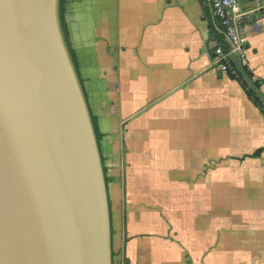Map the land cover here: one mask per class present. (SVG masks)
Returning <instances> with one entry per match:
<instances>
[{"label":"crops","instance_id":"0c3cea01","mask_svg":"<svg viewBox=\"0 0 264 264\" xmlns=\"http://www.w3.org/2000/svg\"><path fill=\"white\" fill-rule=\"evenodd\" d=\"M238 4L243 67L264 95V0ZM65 22L115 263L264 264V114L215 65L230 45L209 1L65 0Z\"/></svg>","mask_w":264,"mask_h":264},{"label":"water","instance_id":"95a60500","mask_svg":"<svg viewBox=\"0 0 264 264\" xmlns=\"http://www.w3.org/2000/svg\"><path fill=\"white\" fill-rule=\"evenodd\" d=\"M58 5L0 0V264H113L104 167ZM230 61L264 106L241 54Z\"/></svg>","mask_w":264,"mask_h":264},{"label":"built area","instance_id":"2783aa9c","mask_svg":"<svg viewBox=\"0 0 264 264\" xmlns=\"http://www.w3.org/2000/svg\"><path fill=\"white\" fill-rule=\"evenodd\" d=\"M214 16L218 20L227 41L230 45L228 52L221 47L215 50L216 61L215 65L221 73H234L233 66L230 61V55L238 52L241 54L245 44V37L240 31L239 20L242 14L239 10V0H208ZM257 4L260 0H254Z\"/></svg>","mask_w":264,"mask_h":264},{"label":"trees","instance_id":"16d2710c","mask_svg":"<svg viewBox=\"0 0 264 264\" xmlns=\"http://www.w3.org/2000/svg\"><path fill=\"white\" fill-rule=\"evenodd\" d=\"M58 12H59V21H60V27H61V31L63 33V37H64V40H65V43L67 45V49H68V52H69V55L71 57V60L73 62V65H74V68H75V71L79 77V80H80V83L82 85V80L80 79V75H79V63H78V60H77V57H76V54L75 52L73 51L70 43H69V40H68V33H67V26H66V22H65V0H59V5H58ZM221 46L223 48L224 51L228 52L229 51V47L224 44V41L222 40L221 42ZM233 70H234V75L231 74V78H237V80L240 82L243 90L245 91L247 97L253 101V103L255 104L256 107H258L262 113L264 114V106L259 102V100L255 97V95L247 88L246 84L242 81L241 77L239 76V74L235 71L234 67H232ZM246 73L248 75H250L248 73V71H246ZM236 76V77H235ZM83 88V86H82ZM84 91V89H83ZM84 95H85V98L87 100V96L84 92ZM92 117V116H91ZM92 123H93V127H94V131H95V134H96V138H97V142L99 144L100 142V139H101V135L98 131V128H97V125H96V122L94 120V118L92 117ZM264 151V149H260L258 150L255 154H254V157H258L262 152ZM104 174H105V170H104ZM106 179V177H105ZM107 183V182H106ZM113 234V233H112ZM112 263L113 264H116L115 261H114V254L112 252Z\"/></svg>","mask_w":264,"mask_h":264},{"label":"rangeland","instance_id":"374dc122","mask_svg":"<svg viewBox=\"0 0 264 264\" xmlns=\"http://www.w3.org/2000/svg\"><path fill=\"white\" fill-rule=\"evenodd\" d=\"M220 220V219H219ZM203 221V220H202ZM220 222V221H219ZM204 223V222H203ZM220 229V228H219ZM220 231V230H219ZM188 259H190L191 260V257H188ZM189 262H191V261H189Z\"/></svg>","mask_w":264,"mask_h":264}]
</instances>
